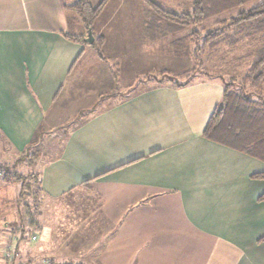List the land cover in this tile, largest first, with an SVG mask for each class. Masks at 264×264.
<instances>
[{
	"label": "crops",
	"instance_id": "crops-1",
	"mask_svg": "<svg viewBox=\"0 0 264 264\" xmlns=\"http://www.w3.org/2000/svg\"><path fill=\"white\" fill-rule=\"evenodd\" d=\"M66 3L0 0V154L38 143L43 201L96 199L111 225L98 264H264V180L250 179L264 164L202 138L220 81H156L188 63L152 57L166 31L144 0L106 1L92 25L103 59L65 37L84 35ZM0 239L38 264L26 239Z\"/></svg>",
	"mask_w": 264,
	"mask_h": 264
},
{
	"label": "trees",
	"instance_id": "trees-1",
	"mask_svg": "<svg viewBox=\"0 0 264 264\" xmlns=\"http://www.w3.org/2000/svg\"><path fill=\"white\" fill-rule=\"evenodd\" d=\"M66 1L65 9L77 16L87 35L88 30L92 32V25L107 0H102L96 7L91 5L90 0ZM178 1L183 3L180 5L185 9H181L180 13L150 0H145L146 14L151 15L152 26L161 27V30L166 33H177L191 26L199 27L198 31H193L189 36H186L187 39L183 35L180 39L184 43L187 40L191 41L189 40L191 37L195 39L197 36L200 38L198 40H201L203 48L209 50L228 48L230 51L242 44L251 47L250 54L245 57L247 67L242 77H231L228 82L218 77L222 85V97L208 119L202 132V138L264 164V0ZM189 7L190 11H188ZM203 26L210 27V29L207 30ZM92 36L94 41L90 48L95 51L98 58L103 59V39L96 38L93 32ZM65 37L70 41L85 44L84 35L80 37L65 35ZM194 59H196V54ZM190 73L184 72L179 76H170L169 73L164 72L162 73L164 78L156 79V81L160 83L166 79L175 89H180L191 82L193 75ZM185 77L184 83L177 82L179 78ZM38 145L40 144L36 143L27 147L22 153V157L25 159L18 160V163L28 160V163L32 165L35 158L38 157L39 151H46ZM5 173H2V180L6 182L5 177L7 176L5 175H8V172L5 171ZM34 176L37 181H35L37 186L32 192L34 210L31 211V207L24 205L23 209L26 214L25 218H22V213L19 212L21 206L17 204L19 217L10 230L12 234L18 236L19 242L25 240L36 227L35 209L38 210L40 200H42L40 198L42 189L39 177L36 174ZM15 178L19 179V176L16 175ZM250 179L263 181L264 172L251 175ZM257 202H264V194L257 199ZM263 241L264 236L258 241V244ZM49 262V264H53L51 260ZM9 263L18 264L15 260ZM63 264L80 263L66 262Z\"/></svg>",
	"mask_w": 264,
	"mask_h": 264
},
{
	"label": "rangeland",
	"instance_id": "rangeland-1",
	"mask_svg": "<svg viewBox=\"0 0 264 264\" xmlns=\"http://www.w3.org/2000/svg\"><path fill=\"white\" fill-rule=\"evenodd\" d=\"M150 1L179 13L181 9H184L180 5L183 3L178 0ZM144 6L145 10H147L145 0ZM188 11H190V7ZM203 28L210 29L207 26H203ZM198 30L199 27L191 26L177 33H165L162 36L164 39L166 38L164 45H162L161 49L156 47L157 49L151 53L152 57H166L168 65H170V62H175L176 64L187 62L188 65L182 69L181 66L170 65L169 67H173L174 70L166 73H169L170 76H179L184 72H191L190 75H193L191 82L206 80L215 82L218 77L228 82L231 77H242L247 67L245 57L250 54L251 50V47L246 44L237 45L230 51H228V48L209 50L203 48L201 40H198L200 38L197 36V39L191 37L189 40L194 45L195 53L193 51L192 58L189 57L190 59L186 60L183 58L182 55L184 52L186 53V47H188L186 44L188 40L183 43L180 38L183 35L187 39L186 36ZM196 33L199 34L198 32ZM84 36L86 38L87 35L84 33ZM195 54L196 59H194ZM164 72H161L159 76L153 75V77L163 79L162 73ZM185 79L186 77L179 78L177 82L184 83ZM163 82H167L166 79ZM130 92H127V94ZM127 94L122 92L121 97ZM8 157L7 154H0V237L3 236V233H11L10 230L14 225L13 223L19 217L17 209L19 205L21 206L19 212L22 213V218H25L26 214L23 209L24 205L31 207V211L34 210L32 192L37 186L35 183L36 176L34 175L39 170L38 165L33 166L29 163L26 164L24 161L12 163V160ZM5 171L8 172V175H5L7 176L5 177L7 179L6 182L2 180V173H5ZM16 175L19 176V179L15 178ZM17 201L19 202L16 203ZM98 211L99 205L96 199L86 194L83 196L74 195L56 202L40 200L38 210L35 209L36 227L25 238L30 244L27 250L28 253L30 256L37 255L38 264H49L50 260L53 264L79 263L80 261H88V264H98L99 249L105 243L107 234L111 229V225L108 222L99 220ZM1 220L7 221L3 222L6 227L3 226ZM4 237L6 236L4 235ZM33 238L35 239L33 240ZM5 250L6 247L2 250L0 248V264H10L3 259ZM9 252L14 257L16 256L11 261L16 260L20 256L12 244ZM96 257L97 260L93 259Z\"/></svg>",
	"mask_w": 264,
	"mask_h": 264
},
{
	"label": "built area",
	"instance_id": "built-area-1",
	"mask_svg": "<svg viewBox=\"0 0 264 264\" xmlns=\"http://www.w3.org/2000/svg\"><path fill=\"white\" fill-rule=\"evenodd\" d=\"M35 238H33V240H34ZM5 247H6V250H5V252H4V254H3V259L4 260H6L7 262H11V259L12 258H15L12 254H10L11 252H9V249H10V245H5Z\"/></svg>",
	"mask_w": 264,
	"mask_h": 264
},
{
	"label": "water",
	"instance_id": "water-1",
	"mask_svg": "<svg viewBox=\"0 0 264 264\" xmlns=\"http://www.w3.org/2000/svg\"><path fill=\"white\" fill-rule=\"evenodd\" d=\"M93 41H94V39H93V36H92V32H91V30H88L87 31V36L84 39V43L87 44V45H92Z\"/></svg>",
	"mask_w": 264,
	"mask_h": 264
}]
</instances>
